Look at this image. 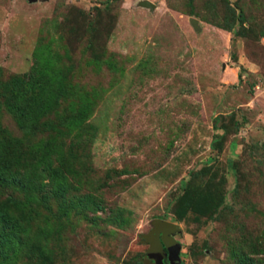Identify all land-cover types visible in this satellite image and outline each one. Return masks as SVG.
<instances>
[{"label":"rangeland","instance_id":"rangeland-1","mask_svg":"<svg viewBox=\"0 0 264 264\" xmlns=\"http://www.w3.org/2000/svg\"><path fill=\"white\" fill-rule=\"evenodd\" d=\"M3 154L0 264H264V0H0Z\"/></svg>","mask_w":264,"mask_h":264},{"label":"water","instance_id":"water-1","mask_svg":"<svg viewBox=\"0 0 264 264\" xmlns=\"http://www.w3.org/2000/svg\"><path fill=\"white\" fill-rule=\"evenodd\" d=\"M145 6L152 7L148 3H145ZM173 231L174 229L170 224L162 221H156L153 229H151L149 254L155 264H159L163 259H167L169 264H179V244L170 235Z\"/></svg>","mask_w":264,"mask_h":264},{"label":"trees","instance_id":"trees-1","mask_svg":"<svg viewBox=\"0 0 264 264\" xmlns=\"http://www.w3.org/2000/svg\"><path fill=\"white\" fill-rule=\"evenodd\" d=\"M10 160L7 155L3 154V156L0 158V167H5L4 173H7V175L3 176V174L0 175V184L3 185H15L17 181L20 180L19 175L14 172L15 169H13L14 165H10ZM5 221V218L3 219ZM150 233V232H149ZM0 243H7V239L4 236H0ZM150 243V239H149ZM148 258L152 259L150 255Z\"/></svg>","mask_w":264,"mask_h":264},{"label":"flooded vegetation","instance_id":"flooded-vegetation-1","mask_svg":"<svg viewBox=\"0 0 264 264\" xmlns=\"http://www.w3.org/2000/svg\"><path fill=\"white\" fill-rule=\"evenodd\" d=\"M167 262V259H164Z\"/></svg>","mask_w":264,"mask_h":264}]
</instances>
